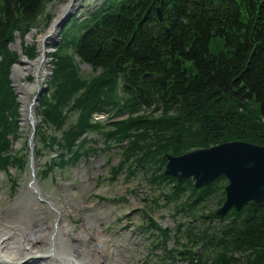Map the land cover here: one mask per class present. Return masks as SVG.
Here are the masks:
<instances>
[{
  "label": "trees",
  "instance_id": "1",
  "mask_svg": "<svg viewBox=\"0 0 264 264\" xmlns=\"http://www.w3.org/2000/svg\"><path fill=\"white\" fill-rule=\"evenodd\" d=\"M50 1L0 0L2 172L8 166L23 168L28 158L26 142L12 147L22 133L19 103L8 78L18 54L9 43L16 31L24 35L36 25ZM88 12L64 26L61 42L51 52L48 91L36 109L34 156L42 155V143L58 158L49 157L46 168L36 164V177L94 150L85 148L94 142L86 136L77 143L89 132L99 135L105 147L125 141L122 161L109 168L112 179L127 162L129 172L160 170L165 153L180 155L231 140L264 145V0H105ZM35 50L29 45L25 54L32 57ZM80 63L94 74L82 77ZM144 73L152 75L143 78ZM71 111L77 113L75 121L65 125ZM100 111L127 116L103 124L92 121V113ZM160 174L173 183L162 192L169 200L189 189L186 209L193 215L222 178L194 188L190 179ZM148 180L155 183L153 176ZM221 188L217 207L224 200ZM182 208L176 204L175 211ZM215 210L209 212L211 219H217ZM158 229L163 235L165 230ZM184 233L193 243L177 253L191 264H264V201L231 209L199 233ZM194 239L201 250L191 249Z\"/></svg>",
  "mask_w": 264,
  "mask_h": 264
},
{
  "label": "rangeland",
  "instance_id": "2",
  "mask_svg": "<svg viewBox=\"0 0 264 264\" xmlns=\"http://www.w3.org/2000/svg\"><path fill=\"white\" fill-rule=\"evenodd\" d=\"M67 1L51 0L39 14L36 25L24 35L19 34L22 52L29 60L37 58L38 50L36 48L35 55L28 57L25 54L26 47L37 45L36 37L42 36L49 30L50 23L60 12V6ZM104 2L105 0H78L73 17L84 18L85 15H89V10L98 8ZM71 20L72 18L69 22ZM69 22L67 24H70ZM29 33L31 37L27 39ZM14 40L15 33L10 43ZM13 45L16 47L15 44ZM47 60L50 62L49 59ZM79 71L81 76L86 78L94 74L89 66L82 63L79 64ZM29 78L32 79L30 74L27 75V79ZM76 116L75 112L67 113L65 125L74 122ZM101 116H104L103 119H100ZM126 116L127 114L114 116L111 112H93L91 120L103 124L106 120H120ZM21 133L18 141H13L12 147L17 148L26 142L29 133L28 123L25 129H21ZM83 136L90 139L89 141L94 140L85 144V148L93 147L94 150L90 149L87 154L78 156L73 163L63 167H53L43 178H35V182L42 188L43 196L53 200L62 213H67V216L60 220L66 230L70 234L81 231L83 237L79 244L90 250L91 255L97 248V244L92 242L89 233L91 230H98L101 235L110 238L113 247L110 254L106 255L107 264H191L185 254L177 253L178 250L193 243V239L189 241L184 231L190 229L199 233L203 227L214 226L217 219H211L209 212L217 208L216 202L221 197V186H225L227 180L221 178L217 182L216 188L200 202L193 215L186 209L188 188L177 200H169L163 195L162 192H168L170 185L173 184L160 174L163 173L165 163L160 170L138 167L133 172H129L130 163L127 162V165H124L119 174L112 179L109 168L122 161L119 153L120 145L125 141L120 145L111 144L110 147H105L99 135L89 132L82 134L77 139V143ZM39 147L42 148V155L34 156V161L40 168H46L45 161L51 156L58 158V153L53 148L44 147L42 143ZM26 165L23 168L8 166L5 172L0 171V208L5 206L4 209L15 211L14 217L18 219L21 217L23 220L26 217L23 210L28 208L32 213L41 210L44 218L53 222L56 216L50 212L46 203L36 206L30 203L34 195L28 187L31 178L30 170ZM151 171L156 174L153 175ZM152 176L155 178V183L148 180ZM190 181L193 184L191 179ZM176 204L183 206L179 212L175 211ZM150 221L156 222L157 226L151 225ZM158 227L165 230L163 235H160ZM194 242L191 249L201 250V242H196L195 239ZM71 245L78 246L74 241ZM105 245L108 246V243ZM98 255L102 257L101 254Z\"/></svg>",
  "mask_w": 264,
  "mask_h": 264
},
{
  "label": "water",
  "instance_id": "3",
  "mask_svg": "<svg viewBox=\"0 0 264 264\" xmlns=\"http://www.w3.org/2000/svg\"><path fill=\"white\" fill-rule=\"evenodd\" d=\"M77 2L78 0H70L69 4L55 17V36L54 38L52 37L51 40L47 41L46 45H43L44 47H47L48 52H46V49L43 47L40 53L41 61L44 60L45 63L47 61L46 64H48V71L46 74L47 77L39 81L38 78H34L31 75V80L35 83V91L34 94L29 97L30 99H26L25 117H23L21 112V100L12 84L11 71L14 64L10 67L8 78L10 80V86L16 95V100L19 103V128L24 129L20 125V120L22 118L28 122L29 126V133L26 140L28 148L27 165L30 170L31 178L28 184L29 188H31V184L35 182L37 168L34 161V135L36 126L39 122L36 115V109L39 106L41 97L48 91L46 82L51 76V70L53 67V64L47 59L50 60L52 58L51 52L54 51L55 47L58 46L61 41L62 29L75 15ZM156 13L158 18L161 20L162 15L159 7L156 8ZM116 18H118V14H116ZM165 32L169 33V30L166 28ZM51 35L52 34L50 33L43 34L41 39L45 40L46 38L51 37ZM18 38L19 33L15 32V40L9 44V48L14 49L19 55L20 49L18 46L14 47L13 45H16ZM116 41L117 39L115 37L111 38V42L115 43ZM23 56L28 59L25 55ZM151 75L152 73H144L142 77H150ZM164 158L166 159L163 170L165 175L172 176L178 181L191 179L195 188L209 186L219 176H224L226 178L227 183L224 187L225 199L215 211V216L219 222L222 221L223 217L232 208L239 211L249 202L257 203L264 201V145H258L246 141L231 140L206 148L193 149L180 155L166 153L164 154ZM32 191L36 192V189H33ZM37 197L39 199H43L39 195ZM46 203L49 204L47 200ZM54 225H56V221L54 222ZM55 233L56 231L54 230L50 234L51 239L54 238ZM50 254L62 264H79V262H73L68 256L55 253Z\"/></svg>",
  "mask_w": 264,
  "mask_h": 264
},
{
  "label": "bare ground",
  "instance_id": "4",
  "mask_svg": "<svg viewBox=\"0 0 264 264\" xmlns=\"http://www.w3.org/2000/svg\"><path fill=\"white\" fill-rule=\"evenodd\" d=\"M69 2L70 0L60 6V12ZM60 12L58 14H60ZM54 20L49 30L45 33L52 34L51 37L45 40H42L41 36L36 37L35 42L38 48V56L34 60H28L23 56L24 54L20 46L19 38L15 45L20 49V54L12 66L11 78L14 89L21 100V112L23 117H25L26 99H30L29 97H31L35 91V83L33 80L27 79V75L30 74L34 78H38L39 81L47 77L48 67L44 60L41 61L40 53L44 47L43 45H46L47 41L55 36L56 26L54 25ZM30 37L31 33H29L27 39H30ZM44 48L46 52H48L47 47ZM20 122L21 127L25 129L28 122H26L24 118H22ZM30 187V191L34 195V199L30 200L31 202L29 201L31 205H42L46 203L47 200L49 204H46L50 212L55 214L56 218L53 222H49L44 218L41 210L32 213L31 210L27 208L23 210L26 214L23 220L21 217L19 219L14 217L16 216L15 211H11V209L6 210L4 209L5 206L0 208V264H62L50 253L68 256L73 262H79V264H107L105 261L106 255L110 254L113 247L110 238L104 237L98 230H91L89 233L92 242L97 244V248L93 250L91 255L90 250L88 251V249H85L79 244V241L83 237L81 231L70 234L69 231L66 230L64 224L60 222L62 218L67 216V213H62L54 201L47 196L48 199H46L42 194V188H40L36 182H33ZM33 189H36V192H33ZM35 195H39L43 199H39ZM55 221L56 225H54ZM54 230L56 233L54 238L51 239L50 234ZM72 240L77 243L78 246L74 245L73 247L71 245V242H73ZM105 243H108V246H106ZM98 254H101L102 257ZM98 256L100 258H98Z\"/></svg>",
  "mask_w": 264,
  "mask_h": 264
},
{
  "label": "built area",
  "instance_id": "5",
  "mask_svg": "<svg viewBox=\"0 0 264 264\" xmlns=\"http://www.w3.org/2000/svg\"><path fill=\"white\" fill-rule=\"evenodd\" d=\"M104 116H101L100 119H102Z\"/></svg>",
  "mask_w": 264,
  "mask_h": 264
},
{
  "label": "flooded vegetation",
  "instance_id": "6",
  "mask_svg": "<svg viewBox=\"0 0 264 264\" xmlns=\"http://www.w3.org/2000/svg\"><path fill=\"white\" fill-rule=\"evenodd\" d=\"M222 178H224V177L222 176ZM223 190H224V186H223Z\"/></svg>",
  "mask_w": 264,
  "mask_h": 264
}]
</instances>
